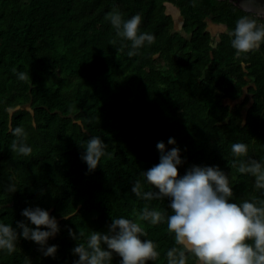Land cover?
<instances>
[{
  "label": "trees",
  "instance_id": "1",
  "mask_svg": "<svg viewBox=\"0 0 264 264\" xmlns=\"http://www.w3.org/2000/svg\"><path fill=\"white\" fill-rule=\"evenodd\" d=\"M168 5L179 9L181 29ZM0 0V223L16 227L39 206L60 231L45 257L40 245L20 237L16 251L0 250V264H73L78 243L92 231L106 233L112 219L136 220L160 253L148 264H167L176 246L166 220L139 221L145 207L168 208L170 200L145 201L131 192L142 172L160 162L156 145L180 149L182 177L193 165L219 166L229 175L233 197L264 200L240 161H264V43L237 55L229 35L241 16L264 23L230 0ZM140 14L139 32L154 35L129 57L131 41L116 36L106 16ZM224 27L217 36L208 19ZM13 68L28 73L18 79ZM23 127L30 156L10 150L12 129ZM107 145L92 172L81 159L88 139ZM169 138L176 143L168 144ZM233 143L248 145L237 157ZM15 184L14 193L7 191ZM67 215L68 219H64ZM83 235L79 240L68 229ZM42 230H47L42 228ZM19 231V230H18ZM106 247V246H104ZM113 253L111 264H120ZM188 264H196L189 255Z\"/></svg>",
  "mask_w": 264,
  "mask_h": 264
},
{
  "label": "clouds",
  "instance_id": "2",
  "mask_svg": "<svg viewBox=\"0 0 264 264\" xmlns=\"http://www.w3.org/2000/svg\"><path fill=\"white\" fill-rule=\"evenodd\" d=\"M193 0V7H195ZM106 19L115 29L116 36L131 41V49L127 55L133 57L137 50L154 43V35L139 32L142 22L140 14L130 19H123L122 14L113 10ZM231 46L237 55L258 50L264 43V23L258 24L256 19L241 16L235 21V28L229 33ZM18 79L28 78V73L13 68ZM13 140L10 150L22 156H30L32 147L25 142L26 132L23 127L12 129ZM176 141L169 138L168 144ZM107 145L101 137L88 139L81 159L87 164L88 171H94L105 155ZM160 152V162L142 176L152 189L144 191L141 180H136L131 192L145 201L170 200L168 210H158L145 205L138 220L158 225L166 220L167 230L173 234L176 246L166 251L167 264H188L189 255L195 258L196 264H264V200L245 199L240 203L230 202L233 189L229 175L219 166H191L180 177L178 166L183 164L180 149L173 147L166 150L164 142L156 145ZM232 153L237 157L248 156V145L233 143ZM238 171L254 177V187L264 190V161L248 158L240 161ZM16 185L10 183L7 191L14 193ZM21 215L30 221V227L23 221H17L14 228L11 224L0 223V250L8 254L16 251L20 237L40 245L45 257H54L57 246H48L47 241L59 231L54 216L39 206L27 207ZM64 219H68L65 215ZM45 228L47 230H42ZM106 233L92 231L86 243H78L73 254L78 260L73 264H111L113 253L121 257L120 264H148L156 261L160 253L157 245L150 239L142 240L147 233L136 220L127 218L112 219ZM19 230V231H18ZM69 235L75 239L83 235L68 229ZM106 246V247H104Z\"/></svg>",
  "mask_w": 264,
  "mask_h": 264
},
{
  "label": "water",
  "instance_id": "3",
  "mask_svg": "<svg viewBox=\"0 0 264 264\" xmlns=\"http://www.w3.org/2000/svg\"><path fill=\"white\" fill-rule=\"evenodd\" d=\"M237 6L253 14H264V0H230Z\"/></svg>",
  "mask_w": 264,
  "mask_h": 264
},
{
  "label": "rangeland",
  "instance_id": "4",
  "mask_svg": "<svg viewBox=\"0 0 264 264\" xmlns=\"http://www.w3.org/2000/svg\"><path fill=\"white\" fill-rule=\"evenodd\" d=\"M168 11L169 13H171L174 18L176 19L177 21V28L176 30H179L181 33H183L184 35H186V33L181 29V23H182V19L180 17V12H179V9L176 8L175 6H172V5H168ZM208 23H209V29L211 30L212 34L214 36H217L218 33L224 29L223 26L221 25H216V24H213L210 20V18L208 19Z\"/></svg>",
  "mask_w": 264,
  "mask_h": 264
},
{
  "label": "built area",
  "instance_id": "5",
  "mask_svg": "<svg viewBox=\"0 0 264 264\" xmlns=\"http://www.w3.org/2000/svg\"><path fill=\"white\" fill-rule=\"evenodd\" d=\"M260 17H262L263 18V21H264V14H262V15H259Z\"/></svg>",
  "mask_w": 264,
  "mask_h": 264
}]
</instances>
